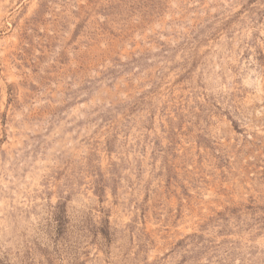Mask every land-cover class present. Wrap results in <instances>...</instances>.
Returning a JSON list of instances; mask_svg holds the SVG:
<instances>
[{
  "label": "rangeland",
  "instance_id": "374dc122",
  "mask_svg": "<svg viewBox=\"0 0 264 264\" xmlns=\"http://www.w3.org/2000/svg\"><path fill=\"white\" fill-rule=\"evenodd\" d=\"M0 264H264V0H0Z\"/></svg>",
  "mask_w": 264,
  "mask_h": 264
}]
</instances>
